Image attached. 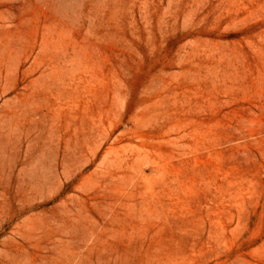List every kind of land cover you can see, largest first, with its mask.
I'll use <instances>...</instances> for the list:
<instances>
[{"label": "rangeland", "instance_id": "374dc122", "mask_svg": "<svg viewBox=\"0 0 264 264\" xmlns=\"http://www.w3.org/2000/svg\"><path fill=\"white\" fill-rule=\"evenodd\" d=\"M0 264H264V0H0Z\"/></svg>", "mask_w": 264, "mask_h": 264}]
</instances>
